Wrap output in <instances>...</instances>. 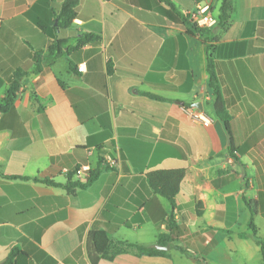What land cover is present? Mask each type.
<instances>
[{
    "label": "crops",
    "instance_id": "1",
    "mask_svg": "<svg viewBox=\"0 0 264 264\" xmlns=\"http://www.w3.org/2000/svg\"><path fill=\"white\" fill-rule=\"evenodd\" d=\"M64 1L0 0V102L14 73H29L0 113V264H261L249 222L264 238V0H234L226 30L198 35L161 12L164 0H78L60 29ZM169 1L189 15L221 4ZM84 34L98 39L32 73L36 52ZM207 46L232 140L211 113ZM106 153L116 162L89 187H61ZM178 169L173 209L147 175ZM172 214L180 232L158 249ZM93 232L112 252L94 250Z\"/></svg>",
    "mask_w": 264,
    "mask_h": 264
},
{
    "label": "trees",
    "instance_id": "2",
    "mask_svg": "<svg viewBox=\"0 0 264 264\" xmlns=\"http://www.w3.org/2000/svg\"><path fill=\"white\" fill-rule=\"evenodd\" d=\"M164 2H166V4L170 7L169 10L161 11L164 15H166L171 19L180 21L187 28L188 33L191 35H198L202 33L203 29L199 28L193 22V18H192L193 15L182 14L177 10L176 6L169 0H164ZM77 6H78V0H65L63 2L59 14L57 15L58 27L60 29H67L72 26L73 21L76 18ZM233 10H234V0H221L219 13L215 15V18L217 19V24L215 26H217L223 31L226 30L231 24ZM97 39L98 37L96 35L84 34L76 38L75 46H71L69 44V41H64L61 39L54 41L45 53L43 52L35 53L34 55L35 65L32 73L34 74L40 73L44 67L53 65L60 58L68 57V54L70 52L76 51L77 49ZM210 50L211 47L207 46L208 74L210 76L209 86L210 89L212 90V101L210 102L209 105L211 107L212 115L218 118L223 123L231 139L232 137L231 116L226 112L223 100L221 98L216 75L213 69ZM109 72L111 73V69H109ZM28 75H29L28 72L22 70H18L14 73L13 81L7 89L4 99L0 102V113H4L8 111L14 105L18 97V94L20 92V89L23 85V80ZM146 95L156 100H162V98L152 94H146ZM109 169H112V167L106 164L104 159L101 158L100 167L94 171L92 170L85 182H81V181H78L76 183L70 182L61 187L65 188L70 193H75V191L78 189H84L89 187L98 178L101 172ZM184 176H185V171L182 169L158 170V171L150 172L147 175V181L153 192L167 199L170 202L172 208L174 209L175 199L180 191V184ZM11 178L16 179L19 177H11ZM22 179L27 180L29 178L23 177ZM46 182L54 186H60L49 180H46ZM247 205L250 208L251 213L253 215L254 211L251 207V204L247 203ZM168 227L170 233L168 235L160 236L157 242L158 245H167V244L172 245L176 240V238L178 237L180 228L176 225L173 214L170 216V219L168 221ZM249 229L252 231V233L249 235L255 240V242L258 244V246L261 249V254H262L261 264H264V238L258 235V231L254 225L253 219H251V221L249 222ZM240 236L247 237L248 234H240ZM90 240L92 243V247L97 253L105 256L108 253H110V251L112 252V243L105 232H93L90 235ZM122 244H126L131 247L133 246L144 254H153L159 252L155 247H143L140 245H132L129 243H122ZM177 248L180 251L185 252L182 248L180 247ZM14 253L15 252L13 251L11 257L14 255Z\"/></svg>",
    "mask_w": 264,
    "mask_h": 264
},
{
    "label": "built area",
    "instance_id": "3",
    "mask_svg": "<svg viewBox=\"0 0 264 264\" xmlns=\"http://www.w3.org/2000/svg\"><path fill=\"white\" fill-rule=\"evenodd\" d=\"M209 5L198 6L197 10L193 15V22L201 29H208L217 24V19L212 15ZM80 71L84 72V68L81 66L79 68ZM196 119L199 121H209V118L202 115H196ZM104 161L109 166H112L116 162V158H114L109 153H106L103 156ZM92 168L90 164H83L77 167L74 171V176L79 179L81 182H85L89 177Z\"/></svg>",
    "mask_w": 264,
    "mask_h": 264
},
{
    "label": "water",
    "instance_id": "4",
    "mask_svg": "<svg viewBox=\"0 0 264 264\" xmlns=\"http://www.w3.org/2000/svg\"><path fill=\"white\" fill-rule=\"evenodd\" d=\"M199 108H201L202 109V105H199ZM157 248L158 249H162V250H164V249H169L170 248V246L169 245H167V246H161V245H159V246H157Z\"/></svg>",
    "mask_w": 264,
    "mask_h": 264
},
{
    "label": "bare ground",
    "instance_id": "5",
    "mask_svg": "<svg viewBox=\"0 0 264 264\" xmlns=\"http://www.w3.org/2000/svg\"><path fill=\"white\" fill-rule=\"evenodd\" d=\"M193 18V17H192Z\"/></svg>",
    "mask_w": 264,
    "mask_h": 264
}]
</instances>
